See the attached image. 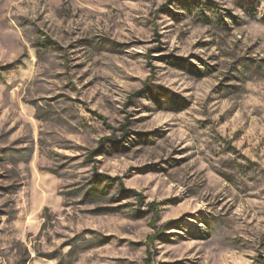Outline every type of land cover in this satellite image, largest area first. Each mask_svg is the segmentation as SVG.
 Segmentation results:
<instances>
[{
	"label": "rangeland",
	"instance_id": "obj_1",
	"mask_svg": "<svg viewBox=\"0 0 264 264\" xmlns=\"http://www.w3.org/2000/svg\"><path fill=\"white\" fill-rule=\"evenodd\" d=\"M0 264H264V0H0Z\"/></svg>",
	"mask_w": 264,
	"mask_h": 264
},
{
	"label": "trees",
	"instance_id": "obj_2",
	"mask_svg": "<svg viewBox=\"0 0 264 264\" xmlns=\"http://www.w3.org/2000/svg\"><path fill=\"white\" fill-rule=\"evenodd\" d=\"M107 140H108V142H113L114 144L118 143L117 140L112 139V138H108ZM97 175L99 176V178H102V179H103L104 181H106V182H111V181L114 180V178H111L110 176H107V175H105V174H100V173H98ZM153 205H154V204L151 203V206H153Z\"/></svg>",
	"mask_w": 264,
	"mask_h": 264
}]
</instances>
